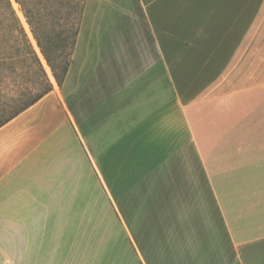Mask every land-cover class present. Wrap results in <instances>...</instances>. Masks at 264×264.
<instances>
[{
  "label": "crops",
  "instance_id": "obj_1",
  "mask_svg": "<svg viewBox=\"0 0 264 264\" xmlns=\"http://www.w3.org/2000/svg\"><path fill=\"white\" fill-rule=\"evenodd\" d=\"M0 264H264V0H86L0 127Z\"/></svg>",
  "mask_w": 264,
  "mask_h": 264
},
{
  "label": "rangeland",
  "instance_id": "obj_2",
  "mask_svg": "<svg viewBox=\"0 0 264 264\" xmlns=\"http://www.w3.org/2000/svg\"><path fill=\"white\" fill-rule=\"evenodd\" d=\"M36 1L47 7L43 26L37 32L42 46L20 5L13 0V6L42 68L25 37L9 33L0 23V124L25 110L44 91L48 81L57 90L71 60L86 0ZM226 249L227 253L231 251Z\"/></svg>",
  "mask_w": 264,
  "mask_h": 264
},
{
  "label": "trees",
  "instance_id": "obj_3",
  "mask_svg": "<svg viewBox=\"0 0 264 264\" xmlns=\"http://www.w3.org/2000/svg\"><path fill=\"white\" fill-rule=\"evenodd\" d=\"M16 3H18L21 7L22 12L24 13L32 32L34 33L35 37L38 40V43L40 46V39L37 36V32L40 30V28L43 26L42 18L44 16V12L46 11L47 7L42 3V1H36V0H14ZM21 16V15H20ZM0 23L2 24L3 29L7 30L9 33L21 35L25 37L28 44L31 46L32 50L33 47L28 39V35L26 33V30L24 26L22 25V22L20 20L19 15L17 14L14 6H13V0H0ZM33 53L35 55V58L37 62L41 65L40 59L38 58L36 52L33 50ZM70 62V61H69ZM69 65V64H68ZM42 68V65H41ZM68 68V66H67ZM67 72V69L65 71V74ZM63 75V78L65 76ZM63 78L59 80V84L62 83ZM52 88L50 87V83L48 81L47 87L44 89V91L28 105L30 107L32 104L36 103L38 100H40L45 94L50 92ZM27 107V108H28ZM25 108V109H27ZM24 111V110H23ZM22 112V111H21ZM19 112L18 114H20ZM18 114L14 115L13 117L9 118L8 120L2 122L0 124V127L7 123L9 120L17 116Z\"/></svg>",
  "mask_w": 264,
  "mask_h": 264
}]
</instances>
